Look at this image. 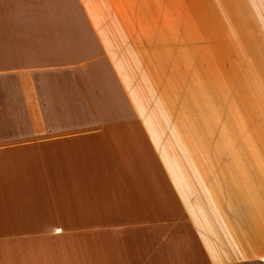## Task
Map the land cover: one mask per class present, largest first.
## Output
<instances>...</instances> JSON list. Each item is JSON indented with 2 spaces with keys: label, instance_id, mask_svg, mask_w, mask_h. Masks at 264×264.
Here are the masks:
<instances>
[{
  "label": "crops",
  "instance_id": "crops-1",
  "mask_svg": "<svg viewBox=\"0 0 264 264\" xmlns=\"http://www.w3.org/2000/svg\"><path fill=\"white\" fill-rule=\"evenodd\" d=\"M178 3L0 0V264H264V158L177 154L131 74Z\"/></svg>",
  "mask_w": 264,
  "mask_h": 264
},
{
  "label": "rangeland",
  "instance_id": "rangeland-1",
  "mask_svg": "<svg viewBox=\"0 0 264 264\" xmlns=\"http://www.w3.org/2000/svg\"><path fill=\"white\" fill-rule=\"evenodd\" d=\"M151 16L168 35L136 38L131 74L157 96L160 125L185 132L177 154L222 161L224 174L264 158V0H184L169 27Z\"/></svg>",
  "mask_w": 264,
  "mask_h": 264
}]
</instances>
